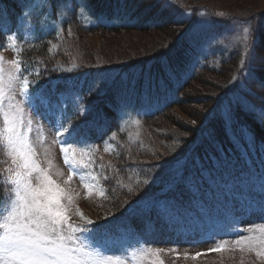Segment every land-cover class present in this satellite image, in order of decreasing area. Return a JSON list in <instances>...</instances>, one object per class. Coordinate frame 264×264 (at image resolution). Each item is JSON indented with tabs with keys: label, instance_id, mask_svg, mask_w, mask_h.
<instances>
[{
	"label": "snow or ice",
	"instance_id": "6c2138e0",
	"mask_svg": "<svg viewBox=\"0 0 264 264\" xmlns=\"http://www.w3.org/2000/svg\"><path fill=\"white\" fill-rule=\"evenodd\" d=\"M74 2L76 7L71 6L73 0H58L56 11L61 14L85 11L89 15L92 14L86 0H74ZM172 2L173 0H165L164 7H168ZM51 6L52 0H45L41 15H44ZM5 12L6 10L0 11V32L5 33L6 39L12 41L18 58L14 62H10L14 71H9L6 74L3 68V57H0V154L11 160V166L7 168L6 181L10 191L6 197H0L5 201L0 206V264H129V257L132 264H144L148 257H159L163 250H153L147 247L149 241L142 238L127 241L113 237V232L119 230L121 225L126 223V217L97 224L77 209L80 218L85 223L74 225L70 222V207L68 205L72 203L73 198L57 184L47 170L40 167L36 159V148L32 142V115L48 116L49 113L51 114L49 116L51 126L55 134L61 137L64 161L69 168L73 169L74 174L79 175L89 197L97 189H99L97 195L105 197L107 190L99 183L100 177L92 171V162L83 165V171H77L80 162L76 161L74 154L70 156L69 150L73 145H82L84 148L90 149L89 137L82 132V129L95 130L101 134L103 126L96 119L86 120L83 124L74 127L69 126L74 116L93 111L92 106L85 107L82 104L83 82L57 78L39 84V80L42 78L39 71L34 74L36 79L30 80L29 76L33 75V72L29 67L22 69L19 59L21 49L16 47L17 35L14 33L17 31L28 32L33 26L30 19L32 13L23 12L22 9V19L17 23L12 22L11 16L5 20ZM220 15L223 16L222 13ZM201 22L204 21L201 20ZM39 23L37 20V27ZM68 31L70 33L71 29ZM240 31L244 38L242 46L248 54L247 61L244 59L240 61V69L243 70L244 76L255 78L254 74L250 73L246 67V63L250 66L251 60L255 56L256 41L255 39L250 40L254 36L251 23H247ZM28 34L30 35V32ZM68 71L70 72L72 69H68ZM168 75L169 79L179 86L183 75L177 78L176 73L172 70H169ZM236 80L237 77L234 76L232 82L234 83ZM17 88H19L23 101L15 99ZM97 88L98 85L94 81L87 90L88 94L91 95ZM70 103L75 105L72 114H69L67 110ZM238 106L246 111L255 110V106L251 104L246 108L244 105ZM260 115H264V110H260L258 118ZM100 117L107 123V117L102 110ZM233 122L239 123L230 106L225 121L226 131ZM192 123L195 124L196 121H192ZM241 131L246 132V127L241 126ZM109 148L110 145L104 150L107 152ZM173 163L175 162L166 161L162 166L151 165V167L167 168ZM99 167L103 171L104 166L100 165ZM34 173L36 179L39 180L38 184H33ZM104 179L107 180V177L105 176ZM157 179L159 177H154L152 180H137L135 183L137 187L141 184L147 187L149 184H154ZM238 180L243 187L247 188L248 195L243 201H237L234 204L232 223H240L244 218L255 214L264 218V173L255 179L249 174L238 177ZM127 192L134 194L135 189L129 185ZM146 196L147 193L129 209V214L135 212L136 207L141 205ZM65 197L68 204L64 203ZM161 212L170 227L178 226L176 228L178 233L190 232L193 236V244L201 242L204 237L213 242L216 246L208 249V252H224L230 247L227 240L217 239L220 233L215 231L216 225L207 209L200 212L197 218L168 208H164ZM225 227L232 232L236 231L229 225H225ZM257 231L259 235H240L232 243L240 247L241 250L246 245L250 251L253 250V245L264 246V227ZM197 232H199V238L196 236ZM169 251L176 252V249ZM176 254L179 257V253L176 252ZM205 254L197 252L191 258L198 259ZM187 255L185 253L186 257ZM256 255L264 256V251L256 250ZM152 264H163V260H154Z\"/></svg>",
	"mask_w": 264,
	"mask_h": 264
},
{
	"label": "rangeland",
	"instance_id": "374dc122",
	"mask_svg": "<svg viewBox=\"0 0 264 264\" xmlns=\"http://www.w3.org/2000/svg\"><path fill=\"white\" fill-rule=\"evenodd\" d=\"M186 7L193 8V7H208L205 9V13L208 14H217L220 16L222 13L224 16H221L222 18L231 17L233 20V23L229 25L228 27L223 29V33L218 32L215 27L211 24L209 19L204 15L200 14V17L196 24L193 26L192 31L190 33L189 38L185 41L184 44L177 46V53L173 52L170 56L167 57V60L163 63V67L166 71V75L169 78L168 72L169 70H172L176 73V76L183 75L184 67L188 60L191 59V54L196 48V52L194 55V62L195 64H199L202 62L203 57L206 56V53L209 52L210 48L218 43L223 42L224 38L229 36V42L228 44H237L241 43L243 44V35L240 31L244 26H246L243 23H237L240 21H246L250 19L253 15L258 21H262V17H264V0H180ZM157 3L161 4L160 10L164 12L165 17L161 18L162 21L155 22L156 23H165L169 24L168 30L172 34V36L167 35L166 33H163L164 30L156 29L154 26L147 27L144 30H135V29H121L119 33H111L105 32V31H95L93 33H83L82 35L79 33H76V41H81L82 43L88 44V47L90 49L91 54H93V59H108V60H115L119 61L120 63L126 62L128 59H133L130 64L126 66L127 70H130L134 67L136 63V58L138 59L148 57L150 55L155 54V51L160 48V46H164V43H168L167 46L172 45V38L176 35V33L179 31V29H176L175 26L172 25L175 18H179V12L176 13V10L173 7H164V3H161V0H156ZM211 7V8H210ZM121 8H117L115 6L114 12L116 13L120 11ZM167 13V14H166ZM160 16V13L157 14V16ZM189 16L184 15L181 21L188 19ZM201 20L204 22L202 23ZM155 28V29H154ZM235 29V31H234ZM255 30L258 32L261 30V26L258 24H255ZM163 33V34H162ZM175 34V35H174ZM172 41V42H171ZM227 45V44H226ZM225 45V46H226ZM158 46V47H157ZM109 50H113L108 52ZM114 52V53H113ZM161 52V51H159ZM157 53V52H156ZM178 54H181L182 59H180V63L175 62L177 59ZM0 57H3V63H6L7 66L4 68L5 73L7 74L9 71H13L12 66L9 64V61L13 60L14 57V51L12 47V43L10 39H7L4 46L0 48ZM110 61V62H111ZM255 61L258 64V71L260 73H263L260 75V78L264 76V72L260 70V67L264 68V43L261 45V48H258V54L255 56ZM152 73L153 76L156 78V82L158 84V70L156 68ZM141 67L134 68L131 70L132 73L136 75V77L139 76V72H141ZM258 71H254L256 75H258ZM254 72H250L254 74ZM114 75L110 76V79H112ZM107 75L102 74L100 76V81H104L106 79ZM147 78V77H146ZM218 79V80H217ZM221 77L217 76L215 73H205L203 75H200L195 79L194 81L189 84L185 91L184 95L187 96V94L194 89L195 96L198 97V99L204 100L205 97L209 96L211 91L217 90V86H220L222 83L219 84ZM243 83H246L250 77L244 76V78H240ZM165 80V79H163ZM136 81L133 83V78L131 79V83L135 84ZM264 84V80L259 82L258 77L255 76V78L252 79V85L254 89L261 94L264 93V89L260 88V85ZM237 87L238 89L244 88L240 87L243 86L242 83H238ZM123 88L120 89V94L113 100L111 103L113 107H110V110H114L119 104L122 102H128L133 101L132 95L133 91L129 90V87H131L128 84H125L122 86ZM137 87H133V90H135ZM105 91V87L102 88V92ZM191 94L192 91H191ZM200 101V100H199ZM187 110L189 109L188 113H193V111H196V109L202 108L200 104H198V101L196 104H188ZM26 108V112H27ZM186 110H183V108L175 106L173 107L167 114L166 117L174 116L175 122H168L165 121L164 126L162 125L163 129L160 127H155L148 129L149 132L147 135L143 134L142 130H139V134L135 137L134 143H129V146L139 144L140 147L137 150V153L139 154L138 161L142 162H155L153 165L159 166L160 159H164L165 156H159L158 151L157 154L154 152L155 146L157 148H160V145H164L167 147V145L172 146L171 144L177 142L176 137H172L171 135V129L173 131H179L182 133V131L187 130L190 126H193V116H191ZM51 114L49 113L48 116H35L32 115L33 119V133L32 137L38 136L41 137V142L47 144L45 146L44 151L40 154L39 158V164L40 167L47 170L49 174L51 175L54 170V161L59 157L61 159H64V155L61 151V137L55 136V131L53 127L51 126V121L49 119V116ZM136 114L132 112H126V111H114L112 115V119H120V121H124L126 119L134 118L135 119ZM182 117V118H181ZM189 121L190 123L185 124H179L183 121ZM110 120V119H109ZM173 123V124H172ZM168 126L169 129L166 127ZM153 129V130H152ZM85 134L88 135L89 145H92L91 139H96L97 147L100 148L104 153V159L111 163L117 165V163L124 161L123 168L125 166V163L128 161H132L131 158H129L127 155H117L116 153L112 154L114 150H111L109 148V151H105L104 149L106 147H111V144L104 138H102L101 134H98L95 130H88V129H82ZM158 135L161 136H168L169 139H174L175 142H172L170 144H167L165 142H162ZM160 144V145H159ZM70 156L74 154L73 146L69 150ZM109 153V154H107ZM76 159V157H75ZM76 161L80 162L78 159ZM83 163H80L78 166L77 171H83ZM11 166V164L8 165V167ZM60 166L64 167V164H55L56 168H59ZM7 167V168H8ZM156 171L159 170L160 167H154ZM4 169V161H3V155L0 154V173ZM35 174V173H34ZM36 175V174H35ZM138 176V175H137ZM144 176L146 178H151L156 176L154 173H150L149 171L144 172ZM241 176H248L247 174L243 175H234L230 178L228 182H226V190L229 191L230 195L234 196L235 199L233 201H229L227 206V211L233 212L234 204L239 201L237 200L240 195L247 194L248 190L247 188L243 187V185L240 184V181L238 180V177ZM253 179H255V176L252 175ZM70 184V180H69ZM72 184L80 190L81 194L84 196L83 198H75L76 202L74 203V207H78L80 211L83 212V214L88 217L91 220H95L97 224L101 223H107L108 221L112 220L114 216L119 214H113V210H115L121 203H123V200L120 201V204H117L115 201L106 202V200H102L103 197H100L96 193L93 192V194L89 197L87 195V189L84 187V183L80 180L79 175L73 174L72 177ZM233 185H236V187H233ZM125 201V200H124ZM112 203L111 205H109ZM188 205L190 207L199 208L200 206L196 201H189ZM132 206V205H131ZM129 206L128 208H130ZM170 210H173L177 207L176 203L172 204V201L169 202ZM218 204L216 205V207ZM127 208V209H128ZM126 209V210H127ZM202 210L207 209V207L201 208ZM125 210V211H126ZM150 213L152 212L154 214L155 220L152 218H149L147 216V220L142 221V218H138V215L135 213L131 215L130 217L126 218V223L122 225V229L130 232V227H136L138 224L140 226H146L142 230L144 233H151V230L156 229V227L161 223L166 221V218L161 217L156 210L149 209ZM116 213H120L117 211ZM151 213V214H152ZM78 214V212H77ZM94 217V218H92ZM105 217H107V220H105ZM239 229L235 233H231L228 237H224L225 239H228L230 247L228 250L224 252H208V249L214 248L216 245L213 242L210 241H201L198 244H193L190 242L189 239L181 240V239H168L167 237H163L160 233H157L155 236L153 235H146L144 239L148 240L150 244L155 249H161L163 251L160 252L159 257H148L152 261H158L163 260V264H264V256H257L256 250L264 251V246L262 245H253V250H249L248 247L245 245L244 249L241 250L240 247L235 246L232 242L239 238L240 235L244 234H257L258 229L261 227H264V218H262L259 214L251 215L250 217L244 218L242 222L238 223ZM235 236V237H234ZM217 239H223L221 235L217 236ZM123 240H128V237H124ZM224 240V239H223ZM151 248V247H150ZM170 249H176V252L179 253V257H177L176 252L169 251ZM197 252L206 253L205 255L200 256L198 259H192V255H194ZM185 253H187V257L185 256ZM131 258L129 257V262ZM132 262V261H131ZM144 264H147L146 261H144Z\"/></svg>",
	"mask_w": 264,
	"mask_h": 264
},
{
	"label": "trees",
	"instance_id": "16d2710c",
	"mask_svg": "<svg viewBox=\"0 0 264 264\" xmlns=\"http://www.w3.org/2000/svg\"><path fill=\"white\" fill-rule=\"evenodd\" d=\"M86 2L88 6H90L91 8L92 14L90 16H92L93 18L98 20L106 17L111 21L127 22V24L107 26V25H101L104 24V22L99 21L100 26L89 27V25L86 24L83 18L78 17L75 22V25L70 28L71 32L69 33V31L67 30L64 38L57 41L45 39V40L26 43L23 49V59L21 60V64L23 68L29 67L30 69L34 70V74L36 71H39L41 73L42 78L39 80V84H43L49 79L65 76L69 73H75L80 77H83L86 73H90L89 76H94L93 73L96 70H102L105 68L110 69V67L123 66L122 65L123 63H120L119 61L117 62L115 60L111 61L108 59H93L92 57L93 54H91L88 44L82 43L81 41L75 42L77 37L71 38L74 29L77 28L80 29L77 31V33L81 35L83 33H93L95 31H105V32L111 31V33H119L121 29L144 30L147 27H149L150 24L153 23L155 24V22H160L162 21L161 18L165 17L164 12L160 10L161 4L157 3L156 0H86ZM173 2L178 3L181 1L173 0ZM161 3H165V0H161ZM115 6L117 8H121L119 12L117 11L116 13L114 12ZM169 6L171 7V4ZM158 13H160V16L159 15L157 16ZM160 24H165V23H160ZM168 26L170 25L165 24L155 28L156 29L163 28L162 29L164 30L163 33L172 36V34H169L170 32L167 31L169 28ZM97 28H102V30H94ZM178 33L179 31L176 33V35L174 34L175 36L172 37L174 39L172 40L173 42L171 41L172 42L171 46H167L168 43H164V46H160V48H158L155 51V54L141 59H138V57L135 56L134 58H136L137 61V60L151 58L153 56L165 52L167 49L176 51L177 45L175 44V39ZM67 37H69V39L66 42ZM261 45H263V43ZM261 45L258 48H261ZM110 51L113 50H109L108 52ZM132 60L133 59H128L126 62H131ZM240 61H241L240 55L233 54L228 60L223 61L219 66V68L212 70L213 72L204 71L200 74L203 75L205 73H215L217 74V76L221 77L220 79L221 81L219 82V84L222 83L220 86H217V90L213 89V91H211L209 96L205 97L204 100L202 99L197 100L198 97L195 96L194 89L191 90L193 94H191L190 91L187 94V96L182 97V99L180 100L181 102L178 103L176 106L183 108V110H186L187 112L185 113L191 112L189 111V109L187 110L186 105L193 103L196 104L197 101L198 104L202 106V108L196 109V111H193V113H188L190 115L192 114L191 116H193V121H196V123L193 124V126H190L185 131L183 130L182 133L179 131H173L171 129V135L172 137L177 138L178 140L177 142H175L176 140L174 141V139L173 140L169 139L168 137L169 135L168 136L158 135L159 139L162 142H165L166 145L175 142L171 144L172 146L167 145L166 147L164 145L161 146L159 144L160 148H157L156 146L155 148H153L156 154H157L156 151H158L159 156L162 155L165 156L164 159H160L158 163L159 165L161 166L164 165L166 161L178 160L177 158L180 159L186 156L188 153L189 154L187 155V158H193L197 152L201 151V149L192 150L195 147L196 141L199 138L215 131L217 132V134L223 132L220 129L221 127L219 126L220 117L217 115L216 120L212 121L209 115V110L213 109L214 106L217 105L216 103L217 98L221 94V92L225 89V85L228 83V81H230L231 79L230 77L232 76V74H235L240 70ZM74 65L76 67H73ZM258 67L259 66L255 64L256 70H259ZM123 68H126V66H123ZM68 69H72V71L69 72ZM260 70L264 72L263 67H260ZM262 74L263 73H260L259 75ZM261 80L262 81L264 80V76L261 77ZM251 88L252 91H255V94L250 96L251 97L250 101L253 102L255 105H259L264 108V93L261 94L260 92L256 91L253 87ZM93 94L94 93L87 96L85 102L90 103ZM97 101H99L98 98ZM172 108L168 109L166 112L158 115L157 117L150 118L147 121V125L149 126V129L155 127L162 128V125L164 126L165 121H168L169 123L175 122L173 118L174 116L166 117V114ZM104 112L105 111L103 110V113ZM216 113L218 114V112ZM248 113H249V117H251L250 127L254 132L255 144L258 147V150L255 156L249 162L237 164V168L240 171L249 170L253 167L258 169L259 164L264 165V122H261L258 119H256L257 118L256 116H258V114L256 115L253 114L252 112H248ZM260 116H262V118L264 119V115H260ZM252 118H254L255 120ZM181 121L183 122L179 124H185V123L191 124V122L185 121L184 119ZM166 128L169 129L168 126ZM162 130H166V129L162 128ZM139 147L140 145L135 146L134 148L135 152L133 156H130L126 153L121 154L122 156L127 155L132 160L126 162L124 168H123L124 161L117 163V165L115 164L113 166L109 165L108 170L109 172L112 173L113 176L112 177L113 181H111V185H110L109 196H111V201H115L117 204H120V201L123 200V203H121L115 210H113L114 213H116L117 211L122 212L128 205L132 203H136L138 200L141 199V197H144L146 193L147 196L145 200L153 199L157 196H160L163 193V191L168 186H170L176 179L177 175L176 174L171 175L170 173L172 164L169 165L167 168L160 167L159 170L156 171L154 167H151V165H153V163L155 162L148 163L150 165L149 167H147L143 164L145 162L138 161L139 154L137 153V150L139 149ZM149 169L156 174V176L154 177H159V179H157L154 184H149L147 187H145L142 184L139 187H137L135 183L138 180L136 178L137 174L142 175L143 179L152 180L154 178V177L146 178L144 176V171ZM129 185H131L135 189L134 194H129L127 192V187ZM111 204L112 203H110L109 205Z\"/></svg>",
	"mask_w": 264,
	"mask_h": 264
}]
</instances>
